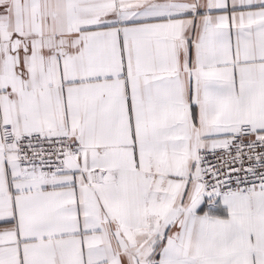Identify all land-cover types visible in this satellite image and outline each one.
I'll list each match as a JSON object with an SVG mask.
<instances>
[{"label":"snow or ice","instance_id":"1","mask_svg":"<svg viewBox=\"0 0 264 264\" xmlns=\"http://www.w3.org/2000/svg\"><path fill=\"white\" fill-rule=\"evenodd\" d=\"M0 264H264V0H0Z\"/></svg>","mask_w":264,"mask_h":264}]
</instances>
